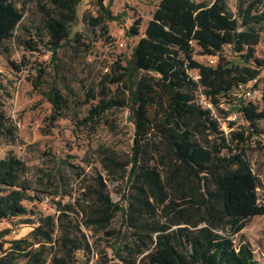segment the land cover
<instances>
[{
  "label": "trees",
  "instance_id": "obj_1",
  "mask_svg": "<svg viewBox=\"0 0 264 264\" xmlns=\"http://www.w3.org/2000/svg\"><path fill=\"white\" fill-rule=\"evenodd\" d=\"M80 1L0 0V54L13 71L22 66L10 56V41L29 51L51 53L53 80L42 94L52 104L53 120L69 105L57 85L63 69L59 53L65 44L81 41L82 29L72 32ZM113 1L96 0L101 14L84 11L83 24L125 15L112 13ZM25 14L30 15L27 23ZM19 15L23 17L17 26L4 27ZM140 24L136 19L127 34L139 35ZM20 27L21 33L16 32ZM263 31L264 0H237L235 9L228 0H159L132 60L123 65L120 58L112 64L115 75L100 81L98 95L90 88L83 104L97 103L78 121L96 127L107 111L130 109L134 132L128 158H102L106 170L125 175L127 191L115 200L101 170L87 172L85 166L70 163L67 176L61 160L42 178L63 182L49 192L56 212L44 214L25 205L41 199L26 161L15 154L0 158V223L25 216L23 223L32 227L26 236L8 240L10 230H0V264H89L98 243L87 230L101 233L113 251L108 258L102 248L104 257L95 264H260L240 232L252 217L264 215V194L259 193L264 183L247 155L248 142L260 132L264 105L260 109L239 100L232 109L242 113L244 123L225 134L197 96H207L220 109L222 99L234 103L228 95L237 86L255 77L261 80L264 58L256 52ZM196 47L200 54L219 59L198 61ZM225 47L242 63L226 60ZM46 73L44 67L37 68L36 87L43 86ZM109 83L117 84V95H110ZM6 130L0 112V132ZM88 164L93 169L92 161ZM67 195L73 200L63 202Z\"/></svg>",
  "mask_w": 264,
  "mask_h": 264
},
{
  "label": "rangeland",
  "instance_id": "obj_2",
  "mask_svg": "<svg viewBox=\"0 0 264 264\" xmlns=\"http://www.w3.org/2000/svg\"><path fill=\"white\" fill-rule=\"evenodd\" d=\"M211 2L212 0H196ZM229 5L235 9L237 0H228ZM108 0H105V4ZM159 0H114L111 10L114 15L124 12L125 15L118 19H105L100 24L82 22V13L87 11L91 16L101 14L96 0H81L78 4V20L72 26V32L82 29L81 41H73L65 44L59 53V63L62 66L57 85L65 92L68 99V108L58 119L53 120V107L50 101L44 98L42 91L47 90L53 80V72L50 66V52L29 51L18 43L10 41V56L22 67L20 71H13L9 62L0 54V112L4 115L5 124L9 131L0 132V158L7 154H15L23 158L28 165V176L34 185V192L40 196V200L25 201L28 208H36L44 214H54L56 204L53 200V186L61 180L49 176L42 181L45 173L50 174L57 163L63 160L61 172L70 175L68 164H81L87 172L94 167L101 170L107 178L108 190L115 200H120L122 194L127 191L126 177L116 169L104 168L103 157L112 154L118 159L126 160L133 143L134 125L133 114L127 108H114L107 111L101 122L95 127L93 122L80 125L79 119L83 118L92 104L97 100H87V92L95 88L98 95L100 81L104 77L108 79L115 75L112 64L123 58V65H128L132 60L133 48L142 37L147 22L152 18ZM30 15L25 14L24 22L30 20ZM23 17V15H21ZM16 19L4 27L18 24ZM140 18V34L129 36L128 28ZM21 33V27L17 29ZM25 36V35H24ZM124 45H121V44ZM257 56L264 58V31L261 42L257 46ZM222 56L229 61L242 63V59L235 56L229 47H225ZM195 59L200 62H208L209 56L200 54L196 47ZM214 59H219L214 56ZM44 67L46 75L43 86L36 87L34 81L37 78V68ZM193 76H197L196 70H191ZM264 95V69L261 74V82ZM110 95H117V84L109 83ZM260 109L264 105L262 101L257 103ZM240 120L236 127L242 126ZM260 132L252 135L248 142L247 155L253 170L260 176L264 183V119L258 122ZM88 160L92 161L89 167ZM105 169V170H104ZM79 183H76V187ZM76 194L79 191L75 192ZM261 196L264 188L259 191ZM73 196H65L63 202H70ZM25 216L3 220L0 230L9 229L10 233L4 240L26 236L32 229L27 223H23ZM15 230V231H14ZM87 232L92 236L91 240L98 243L95 255L89 264H95L104 255L101 249L105 248L107 257H113V251L107 246L106 240H101V233ZM251 243L260 264H264V215L252 217L247 226L240 232ZM236 236V242L239 240ZM0 239V241H3ZM8 243H5L7 246ZM99 249V250H98ZM1 253V251H0Z\"/></svg>",
  "mask_w": 264,
  "mask_h": 264
},
{
  "label": "built area",
  "instance_id": "obj_3",
  "mask_svg": "<svg viewBox=\"0 0 264 264\" xmlns=\"http://www.w3.org/2000/svg\"><path fill=\"white\" fill-rule=\"evenodd\" d=\"M121 45L124 44L122 43ZM209 61L214 63V56H210ZM260 82V77H255L248 83L237 86L228 95L229 99L233 100L234 103H230L222 99L219 103V108L221 110L217 108L213 101L203 94H199L197 96V101L205 108H209L211 110V112L219 120L221 130H223L225 134H229L232 130L237 129L236 124L243 118L242 113L232 109V106L236 105L241 99L254 104L261 102L263 98V88Z\"/></svg>",
  "mask_w": 264,
  "mask_h": 264
}]
</instances>
